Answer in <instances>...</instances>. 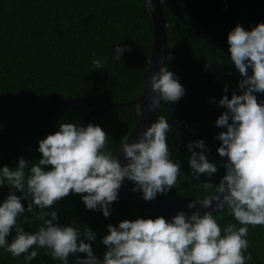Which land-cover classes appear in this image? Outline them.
Masks as SVG:
<instances>
[{"label":"trees","instance_id":"obj_1","mask_svg":"<svg viewBox=\"0 0 264 264\" xmlns=\"http://www.w3.org/2000/svg\"><path fill=\"white\" fill-rule=\"evenodd\" d=\"M162 5L168 22L165 66L185 94L175 103L162 101L158 114L169 122L170 159L180 164L181 175L172 190L158 193L156 199L188 205L215 195V188L205 191L202 184L218 185L226 174L227 157L217 152L221 146L217 136L226 129L217 127L216 120L227 109L218 102L224 95L231 99L233 94H242L238 86L242 77L231 62L227 37L237 25L251 31L264 23V0H162ZM153 42L154 22L146 0H0V169L15 170L23 158L29 163L27 176L32 163L42 159L38 142L59 131L61 123L82 127L92 110L138 99L148 80ZM125 45L130 51L120 60L114 59V48ZM93 59L103 61V68L97 69ZM248 73L251 76L250 68ZM254 95L264 102V93ZM140 118L141 103L115 105L96 110L86 126L91 123L102 128L109 137L106 150L117 158ZM200 140L208 161L216 164L218 171L195 179L187 145ZM45 170L50 171L51 166ZM9 194L23 195L0 185V195ZM4 201L0 198V204ZM23 206L25 212L17 223L26 232L37 231L42 222L35 212L40 209L33 206L34 211L28 212V206ZM53 210L58 214L56 223L75 225L81 233L86 226L96 234L91 246L99 260L107 251L102 240L109 225L118 227L124 220L157 216L171 221L174 217L137 206L121 189L108 218L99 208L88 210L81 194L70 193L45 209ZM212 214L222 230L228 224L242 226L227 209ZM248 227L250 246L245 255L251 253L252 259L247 264H264V226ZM15 234L13 229L6 238L9 243ZM32 250L39 255L30 264H60L46 254L47 249ZM85 258L84 253L72 254L68 264ZM0 264L28 262L24 255L13 258L0 248Z\"/></svg>","mask_w":264,"mask_h":264},{"label":"clouds","instance_id":"obj_2","mask_svg":"<svg viewBox=\"0 0 264 264\" xmlns=\"http://www.w3.org/2000/svg\"><path fill=\"white\" fill-rule=\"evenodd\" d=\"M227 43L231 62L242 77L238 85L242 94H233L231 99L224 95L218 102L219 107L227 109L216 120L217 127L226 129L217 136L221 142L217 152L227 157L226 174L218 185L202 184L205 191L215 188L216 195L192 200L187 208L208 209L215 201V208L227 209L241 227L228 224L222 230L211 212L201 214L199 210L191 215L180 211L171 221L163 216L124 220L118 227L108 226V235L102 240L107 251L102 260L97 259L91 246L94 232L86 226L81 233L75 225H60L56 223L57 211L45 209L74 193L82 195L88 210L99 208L108 218L125 180L135 184L132 191L142 193L144 201H154L158 193L167 194L181 175L180 164L170 159V125L160 115L137 142L128 143L127 139L122 145L126 161L122 165L106 150L109 137L101 127L61 123L59 131L38 142L42 159L32 163L27 176L29 163L23 158H19L15 170L7 166L0 169V185L23 193L9 194L0 204V248L13 258L24 255L28 264L39 255L32 249L41 248L60 264H68L69 256L77 253L86 254V258L77 259L76 264H247L252 259L251 253L245 255L250 246L248 226H264V102H258L254 95L264 93V23L251 31L237 25L228 33ZM114 51V59L120 60L130 49L125 45ZM92 63L97 69L104 66L100 59ZM151 92L149 111L159 108L162 101L178 102L185 94L166 66L151 76ZM187 147L193 178L201 174L211 177L218 171L204 154L207 149L202 140ZM47 166H51L50 171L45 170ZM29 197L27 211L33 212V206L40 209L35 218L42 223L35 232H26L17 223L25 212L21 201ZM13 229L16 234L9 243L6 238Z\"/></svg>","mask_w":264,"mask_h":264},{"label":"water","instance_id":"obj_3","mask_svg":"<svg viewBox=\"0 0 264 264\" xmlns=\"http://www.w3.org/2000/svg\"><path fill=\"white\" fill-rule=\"evenodd\" d=\"M146 2L154 22V42H153L152 57L150 59L149 76L145 86V90L143 91L142 95L136 100L105 105L92 110L90 113L87 114L82 124V127H86L88 118L96 110H99L101 108H107L115 105L134 104L139 102L141 103V118L137 123V125L135 126L134 130L131 132V134L125 139V142L127 139H129L127 141L128 143H133L138 141L139 137L143 134V132L146 131V129L156 121L160 108L162 106V102H161V106L159 108H157L154 111H149L150 97L153 95V93L151 92V76L157 73L161 67H164L166 62L167 45H168V22L162 5V0H146ZM117 159L122 165L126 163L123 157L122 149L119 152ZM120 189L122 193L128 198V200L150 212L175 216L180 211H184L188 215H191L193 211H197V210H199L201 214H203L204 211H208L211 213H215L219 211V209L215 208V201H213L212 207L208 209H199V208L188 209L187 205L177 203L174 201L162 200V199H155L154 201H150V202L144 201L140 194L132 191V188L130 187V185L127 183L126 180L122 183ZM0 198L4 200L7 199L6 196H2V195H0ZM21 203L25 206H28L29 204L24 202Z\"/></svg>","mask_w":264,"mask_h":264}]
</instances>
